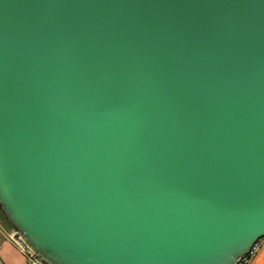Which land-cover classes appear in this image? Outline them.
<instances>
[{
	"label": "water",
	"instance_id": "obj_1",
	"mask_svg": "<svg viewBox=\"0 0 264 264\" xmlns=\"http://www.w3.org/2000/svg\"><path fill=\"white\" fill-rule=\"evenodd\" d=\"M0 209L50 264L247 254L264 0H0Z\"/></svg>",
	"mask_w": 264,
	"mask_h": 264
},
{
	"label": "crops",
	"instance_id": "obj_2",
	"mask_svg": "<svg viewBox=\"0 0 264 264\" xmlns=\"http://www.w3.org/2000/svg\"><path fill=\"white\" fill-rule=\"evenodd\" d=\"M10 229L0 220V264H27L19 248L8 238ZM249 264H264V245Z\"/></svg>",
	"mask_w": 264,
	"mask_h": 264
},
{
	"label": "built area",
	"instance_id": "obj_3",
	"mask_svg": "<svg viewBox=\"0 0 264 264\" xmlns=\"http://www.w3.org/2000/svg\"><path fill=\"white\" fill-rule=\"evenodd\" d=\"M8 238L19 248L20 252L25 257L27 264H50L25 244L14 227H12V230L9 232ZM263 245L264 237L257 239L250 247L248 253L239 257L234 264H249L250 260Z\"/></svg>",
	"mask_w": 264,
	"mask_h": 264
},
{
	"label": "rangeland",
	"instance_id": "obj_4",
	"mask_svg": "<svg viewBox=\"0 0 264 264\" xmlns=\"http://www.w3.org/2000/svg\"><path fill=\"white\" fill-rule=\"evenodd\" d=\"M0 220L6 224L7 227H9L10 231L12 230V225L7 221L4 213L0 209Z\"/></svg>",
	"mask_w": 264,
	"mask_h": 264
}]
</instances>
